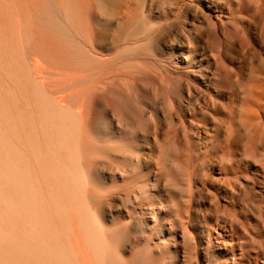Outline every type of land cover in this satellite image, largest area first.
I'll use <instances>...</instances> for the list:
<instances>
[{"label":"bare ground","instance_id":"obj_1","mask_svg":"<svg viewBox=\"0 0 264 264\" xmlns=\"http://www.w3.org/2000/svg\"><path fill=\"white\" fill-rule=\"evenodd\" d=\"M107 1H108V3H112V2L114 3L115 0H113L111 2H109L110 0H52L53 6L48 3V0H0V73L1 74L6 69H8L6 71H8L9 74H11V75L12 74L16 75V73L17 74H21V72L25 73L26 71H29V69L27 70V68H29V66L27 67V64H24V63L22 64V62H23L22 60L25 59L26 55H27V54H25V52L28 53L27 56L30 55L29 51L32 52L31 50L33 48L32 49L30 48L31 50L28 49V51H23L22 50V47L24 48V46L26 48H29L30 47V46H28L29 43H30V45L34 43V44H38L40 46L41 45L45 46V51L46 52L45 53L43 52L44 55L42 54V56H45V54H47V55L58 54V52H56V51L54 52L53 51V49H54L53 47H57L58 48L57 41L59 39L56 41L52 37H49V36L46 35V34L49 33L48 31L54 30L53 29L54 26H57V24H56L57 22H56L55 15H54V11H55L54 10V6L60 11L59 14H61V15H59V16L60 17L62 16L63 19H61V20L64 21L65 25L69 24L72 21L73 22L72 25L77 26V28L79 27V30L82 29L81 32H83V30H85V35L83 34V36H81V37L86 36L87 40L84 41V42H88L86 47H84L82 44H80L84 48V50L82 48L81 51L86 52V50H88L86 52V55L88 53L90 59L89 60L87 59V61H86L87 65H88L87 66L88 68L87 67H86V69L84 68L86 65L83 67V72H85V70L88 69L87 72H85V73L82 72V75L85 74L84 82L81 83V84L84 83V87H82V89H77V91H76V93H77L78 90H80V94H81V98H80V101H78V104L76 106H74V105H72L73 103H69L70 105L68 104V106H67V105H65L64 96H61V97H63V99H60L61 97L53 98V95H51V94L50 95L49 94L46 95V98H44V99H43V96H42L43 100L40 99V100L43 101V103H44L43 105H45L44 111L47 112V113L49 112L48 115H49V119L52 120V123H51L52 125L51 124L46 125V124L38 123L39 124L38 126H40L42 128L41 130L43 131V135L44 136L42 135L43 137H40L41 139L39 141H37L39 143V146H34L33 147L32 151H33V153H35V160L36 161L37 160L40 161V159H42L44 157V153H50V151L52 152V150L54 148L53 146H49L52 143V140L50 141L47 138L44 140V138L46 136H50L51 135L49 130H48L49 133L47 131H45L46 130V129H44L45 127L46 128H50V129L52 127L54 128L55 136H53V138L54 137H58V138H66V139L69 138V139H72L70 141L71 144L68 143V145H69L68 148L65 147V149H67L66 152H68V154H69V156H67V154L64 153V154H66L65 155L66 157L64 159H65V161H67V157H70V155L71 156L73 155V157L76 156V155L77 156L79 155L80 151H79L78 148L80 146V142H83V141H87L88 142L89 139L93 140V138L94 139L97 138L95 133H94V131H93L94 125L98 124V122L100 124H102V121H106V124L109 127V131H110L109 133L110 134L106 135L107 134L106 133L107 130H106V132L104 131L106 134H105V138L104 137L103 138L106 139L110 135L109 141L110 140L111 141L114 140L116 142H121L123 144L126 141L129 142V145L131 147V152L134 153L135 162L133 164H134V167H136V168H134V170L135 169H138V170L146 169L148 171V174L145 177V179L146 178L147 179H146V182L144 183V193L145 194H146V192H149V193L153 192V193L150 194L151 197H156V198L158 197L159 199H162L164 196H167L168 195V189L167 188L169 186L165 185V180L167 181L166 177L168 176V175L166 176V172L170 169L171 166L172 167L176 166V167H178V169L179 168L181 169V167L185 168V170L187 171V175H186L187 180L185 182H187V185H188V189L187 190L189 192V195H187L188 201H191L194 198L196 192H198V194L201 195L200 199H202V198L204 199L205 198L203 200V203L205 202V204L202 206V208L200 209L198 207L200 209V211L197 209L198 213L199 212L200 213L198 214L196 212L198 215H196L195 218L193 219V221H196V224L194 223L195 226L193 224L192 226H194V227H192V226L189 227L188 224H187V226L189 228L193 229L192 241H193L194 244L192 243L191 239H190V241L192 243V247L194 245L193 248H195V250L196 249L199 250L198 252H199L200 257H201V259H199V260H200V262L202 264H264V220L260 221L257 218V215H261V217L264 218V212L262 211L263 210L262 206H261L262 208L260 207L262 210L260 209L258 211L256 209L258 207H256L253 204V201H252V200L255 201L254 198L257 197V198L260 199V201H263V204H264V22H262L264 17H262V14H261L262 12L259 13V19L262 18V20H260L259 24L262 22L263 25H261V26H263V27L259 28L258 31H256V28H255L254 31L251 32L249 25L252 22L251 19L254 21V17H255V15L253 13V8H252V10H249L252 6H249V8H248V6L245 5L248 8V10H246L247 8H243V7H245L243 5L246 4V2L242 3L243 0L242 1L241 0H225V2H223L224 0L223 1L204 0L202 2V4H203V9L205 10V14L206 15H204V13L202 14V16H201L202 20H201V22H198V24H199L198 26L199 27L196 26V27H194L195 30L193 29L194 32H195L196 28H197L198 33L195 34V36H192L190 34L191 32L190 33L186 32V34H184L181 37L177 33L178 36H179L178 37L175 34V36H177V38L173 35V33L171 34L172 37L174 36V39L172 38V40L174 42H172L173 44H172V46L170 47V49L168 51V55H169V57L171 59L172 65L170 67H168V69H166V70L164 69L165 71L164 70L162 71V69H161V72H164V74H160V75L158 74L159 77L150 76V75H147V74L143 73L142 70L144 69L143 68L144 65L142 64L143 66H140L139 63L136 62L137 58L140 56V54L138 55L137 58H135L133 56V54H132V51L129 50V49H131L132 46L129 47L130 45L127 46L124 42H121V43L125 44L127 47H129V48H127L128 54L130 52L131 53L130 56H133L134 59H136V61H134L135 63H133V65H132V69L133 70L128 71L130 73V75H131V78L129 79L130 82H128L129 84H127V85H129V91L131 93V97H130V95L127 94L128 90H126L127 89L126 86H125L126 84L124 83V85H119V84H122V83H118L120 81V79H122L121 81H124V82L127 80L125 78V76H124L125 72H121L122 74H124L123 76H121L123 78H121V77H119V73L118 74L114 73V71H116L117 69L113 70V68H112V67L115 68L114 65H116V64L114 63L113 66L111 67V64L113 63L114 60L115 61L118 60V61H121V62L123 61V60H119V58L116 57V56H117L118 53H122V54H118V56L120 55L119 57L121 58L124 54H126V53H123L124 50L120 49V50L123 51V52H120V50L118 48L117 51L118 50L119 51L117 53L114 52V55L116 54L115 58H117V60L115 58L113 59V57H114L113 56L112 57L113 61L112 60L107 61L106 65H108L109 62L110 63L112 62L111 64L109 63L110 68H112V69H110V68L107 69L108 72L111 71L110 76L108 77V80H112V81H110V82L107 81L106 82V81L103 80L104 77H102V76H106V73H108V72L104 73V70L103 71L101 70L102 67L99 66V65H101V64H99V63H101V61L99 60L100 58L99 57H98L99 59L96 58L97 55H99V54L95 52V49L96 48H101L102 43L104 41H107V37L106 36H108V34H111V33H107L106 32L107 33V35H106L105 34V30L106 29L108 31L109 28L112 29L113 27H115L116 30L117 29L120 30V28H122V27H124V28L128 27L129 24L132 25V23L134 22V17L136 16L135 13H138V11L140 12L139 9H141V7L137 11H135L136 10L135 7H137V5H136V1L137 0H121L122 2L119 5H118V3H115V4H117V6L116 5H112L115 8H112L111 5H109L110 7L107 6L108 9H110V8H112L111 10L115 9L114 11H112L113 13L110 12L111 14H109L108 10H107L108 11L107 13H103L104 12V8H102L101 6L108 5V4H105ZM156 1L157 0H155V4L158 2V1L157 2ZM189 1H191V0H172L173 4H176V6H177L178 3L179 4L180 3L184 4V2L190 3ZM249 1H251V0H248V2ZM117 2H118V0H117ZM139 2H141V1L139 0ZM98 5H99V7L102 8V10L100 8H98ZM144 5H146V2L144 3V0H143V5H142V2H141L140 6H143V8H144ZM157 5H158V3H157ZM195 5L196 4L194 3V7H195ZM255 5H257V4H255ZM173 6L171 8H173ZM176 6H174V7H176ZM190 6H191V3H190ZM157 7H156V9H159ZM166 7H167V4H166ZM196 7L199 8V5L196 6ZM262 7H263V5H262ZM179 8H181V6ZM105 9H106V6H105ZM173 9L175 10L176 8H173ZM195 9H193L194 12H195ZM97 10H99V12ZM162 10H163V8H162ZM258 10L259 9H257V11ZM147 11L148 12H147L146 16L147 17L151 16L150 15L151 11L149 10V8H148ZM193 11H192V13L190 12L192 15L194 13ZM143 12H145V9H144ZM172 12H173V10H172ZM200 12H202V11H200ZM140 13L142 14V12H140ZM185 13H186V11H185ZM255 13L258 14L257 12H255ZM42 14H45L46 20L44 19V16H42ZM168 14H169V11H168ZM172 14H175V13H171V15ZM140 16H142V15H140ZM56 17H57V21H58V15ZM184 17L185 16L182 17L183 20H184ZM154 19H155V17H154ZM172 19H174V21H175V17L172 16ZM255 19H256V17H255ZM257 19H258V17H257ZM257 19H256V22L254 21L255 23H257ZM164 20H166V19H164ZM164 20H163V22H164ZM167 20H169V17H168ZM183 20H181V22H184ZM63 21L61 23H63ZM152 21L155 22L156 20H152ZM245 21H247V23ZM165 22H167V21H165ZM173 22L171 21V23H173ZM187 22H188V20H187ZM169 23H170V21H169ZM191 23L189 24L190 27L192 25ZM28 24H29V26L31 25L32 27H29ZM37 24H39V26ZM194 24L195 23H193V26H195ZM173 25H174V23L172 24V26ZM181 25L183 26V24H181ZM68 26L71 27L70 25H68ZM163 26H164V23H163ZM193 26H192V28H193ZM65 27H63V30H64ZM69 27H67V28H69ZM138 27L140 29V26H137V28ZM143 27L144 26H142V28ZM146 27H145V33L147 32V30H146L147 28ZM170 27H168V30H167V27H166V30H165L166 32L164 30H162V32L165 33V35H164L165 37H166V33H167V31H169ZM256 27H258L257 24H256ZM56 28H55V30H56ZM75 28L76 27H74V30H75ZM173 28H174V26H173ZM57 29H59V28H57ZM70 29H72V28H69V30ZM126 29H128V28H126ZM143 29H142V32L144 31ZM159 29H163V28H159ZM175 29H174V31H175ZM183 29L185 30V28H183ZM63 30H62L63 34H65L64 32L68 31V30L67 31H63ZM76 30H78V29H76ZM43 32H45L46 34H44ZM120 32L118 34H120ZM124 32H125V30H124ZM142 32H140V33H142ZM154 32H156V31H154ZM59 33H61V32H59ZM69 33H71V31H69ZM54 34H55V32H54ZM157 34H159V33H157ZM67 35L69 36L70 34H67ZM67 35L65 34V35H62V36H63V38H67L68 37ZM71 35H73V33H71ZM123 35H125V34H123ZM139 35H141V34H139ZM167 36H169V34ZM53 37L55 38V36H53ZM112 37H114V36H112ZM120 37L121 36L116 38V40L114 42H112V43L114 44L115 42H117L118 45H120L119 42H118V41H120ZM133 37H135V36H132V39H133ZM140 37L141 36H139V39H140ZM143 37H145V36H143ZM63 38H60V39H63ZM77 39L78 38H76V40ZM126 39H127V35H126L125 41H126ZM167 39L171 43V41H172V40H170L171 38L170 39L167 38ZM81 40H84V39H81ZM112 40H113V38H112ZM155 40L157 41L158 39H155ZM121 41H124V40L122 39ZM130 41H128V43ZM147 41L145 40V42H147ZM156 41H155V43H156ZM62 42L59 41V44H61ZM84 42L82 41L83 44H84ZM131 42L132 43H130V44L132 45L133 44V40ZM134 42H135V40H134ZM140 42H141V40H140ZM76 43H77V46H79L78 45L79 41L76 42ZM137 43L138 42H136V44ZM142 43H144V42H141V43L138 44V47L140 49H141V45L140 44H142ZM149 43H151L150 40H149L148 44ZM104 44H105V42H104ZM157 45H160V44H156V46ZM72 46H71V49L73 48ZM81 46H79V47L81 48ZM120 46H118V47H120ZM126 46H123V47L126 48ZM154 46H153V48H155ZM35 47H36V45H35ZM48 47H51L52 49L49 50V49H47ZM113 47H115V46H113ZM142 47H144L143 44H142ZM146 47L147 46L144 47V50L146 49ZM76 48L77 47H75V49H72V51L73 50L76 51ZM85 48H88V49H85ZM135 48H137V47H135ZM161 48H163V47H161ZM132 49L134 50V52H136L138 50V49L137 50L134 49V47ZM155 49H157V48H155ZM155 49H153L152 51H154ZM41 50L39 49V52H40L39 55H41ZM74 51L72 52V53H74L73 57L75 56V53L77 55V53L81 52L80 50H77L79 52H77V51L74 52ZM33 52H35V50ZM140 52H143V51H140ZM23 54L25 56L24 58H23ZM136 54H137V52H136ZM153 54L156 57L158 56L154 52H153ZM158 54H160V53L158 52ZM163 54H164V52H163ZM65 55H67V52H66ZM81 55H83L82 52L79 55V57ZM127 55H125V56H127ZM62 56H64V55H62ZM29 57H31V56H29ZM34 57H36V56L34 55ZM104 57H105V60H106V56H104ZM144 57L146 58L145 55H144ZM60 58H61V56H60ZM67 58H65V59H67ZM154 58L155 57H153V59ZM166 58H168V57H166ZM166 58L163 57L162 59L165 60ZM7 59H9V60L7 61ZM76 59H77V57H76ZM107 59H108V54H107ZM109 59H111V57ZM122 59H124V57H122ZM125 59H124V61L127 62L128 61L127 59H129V58H127L126 60ZM138 59H140V60H138V62L141 61V56ZM170 59L168 61H170ZM77 60L79 61V59H77ZM146 60L147 59H145V62H147L148 65L153 64V63L149 64L150 63L149 61H151L152 59H150V60L148 59L147 61ZM27 61H28V58H27ZM37 61H35V58H34V62H37ZM46 61L44 62L45 65L47 63ZM68 61L66 60L65 62H68ZM70 61H72V63L70 64V67L72 68V67H74V65H73V61L74 60L72 59ZM78 61H76V62L74 61L75 64L77 63L76 65L79 64ZM118 61L116 62L117 64H118ZM142 61H144V60H142ZM7 62H10L12 64V68L11 69H9L10 67L6 68V66H4L5 64H3V63H7ZM54 62H56V60ZM58 62H59V60H58ZM61 62H62V60H61ZM103 62H104V60L102 61V63ZM161 62H163V61H161ZM161 62H159V63H161ZM31 63H33V62L31 61ZM122 63H120V65ZM171 63H168V64L170 65ZM36 64H38V63H36ZM154 64H155V66L157 65L156 63H154ZM41 65H43V64H40V66ZM57 65L55 63V66H57ZM71 65H73V66H71ZM97 65L99 66L98 68H97ZM109 65H108V67H109ZM120 65L119 66L116 65V67L123 68ZM34 66H35V64H34ZM40 66H37V67L40 68ZM155 66L151 65L150 67H155ZM35 67H32V68H35ZM37 67L35 69H38ZM64 67H66V65H64ZM159 67H158V69H159ZM24 68H26L25 72H24V70H22ZM99 68L102 71V73H104L105 75L101 74L99 72L100 70L98 71ZM146 68L147 67H145V69ZM42 69L43 68L41 66V69H39V70H42ZM64 69L66 70V68H64ZM72 69L74 70V68H72ZM75 69L77 70L76 66H75ZM57 70H58V68H57ZM95 70L100 75L97 74ZM107 70H105V71H107ZM150 70H151V68H150ZM53 71H55V70H53ZM53 71H51V73ZM69 71L72 72L71 69H68V72ZM144 71L147 72L146 70H144ZM119 72H120V70H119ZM149 72L150 71L148 69V73ZM4 73L6 74V72H4ZM41 73H43V71ZM55 73L56 72H54V75H55ZM151 73L155 75L154 72H151ZM151 73H149V74H151ZM36 74H38L37 71H36ZM45 74H46V72H45ZM2 75H0V76H2V80L0 79V81L3 82L4 81L3 77L5 79L7 74L6 75L2 74ZM21 75H23V74H21ZM27 75H30V74H27ZM31 75H33V74H31ZM96 75L100 76V79H99V77H96ZM117 75H118V77H117ZM9 76L10 75H8L7 77H9ZM41 76H39V80L41 79ZM16 77L17 76H15V78ZM22 77H24V76H21V79H24ZM28 77L29 76H27V78ZM63 77H66V76H63ZM18 78H19V76H18ZM47 78H48V76H47ZM50 78L53 80L55 78V76L53 78L52 77H50ZM6 79L9 80V79H14V78L10 77V78H6ZM32 79L35 80V81L38 80L37 78H34V77H32ZM105 79H106V77H105ZM55 80L57 81V79H55ZM17 81L19 82V79ZM22 81L23 80H21V82ZM40 81H42V80H40ZM40 81H38V82L40 83ZM10 82L7 81V83H9V85H10ZM14 82H15V80H14ZM21 82H19V83H21ZM43 82H41V83L43 84ZM51 82H53V81H51ZM58 82H59V84H63L64 83V81H63V83H61L62 81H57L56 83H58ZM27 83H28V81H27ZM41 83H40V85H41ZM56 83H54V84H56ZM67 83H68V81H66V83L63 84L64 89L67 86L66 85ZM22 85H23V83H22ZM12 86L15 87L14 83L12 84ZM30 86H31V84H30ZM56 86L58 88H60L59 93L63 92V90H62L63 87L61 89L60 85L58 86L56 84ZM70 86L71 85H69L68 87H70ZM38 87H39V85H38ZM1 88H2V85L0 87V90H1ZM41 88L43 89V87H41ZM58 88H57V93H58V90H59ZM150 88H151V90H150ZM18 89L19 88H17V90ZM37 89L38 88H37V85H36V89L35 90H37ZM69 89L70 88H68V90ZM4 90H5V86H4ZM4 90L2 91L3 93H5ZM6 90H8V89H6ZM10 90L11 89H9L8 95H7V92H6L7 96H11L12 95V93H11V95H9L10 94ZM47 90H49V89H47ZM20 91L21 90H19L18 93ZM27 91H28V88H27ZM36 92H38V91H36ZM44 92H45V90H44ZM151 92L153 94V99H151L152 97H150L151 96ZM3 93H2V95H3ZM51 93H52V91H51ZM64 93H66L65 90H64ZM67 93L69 94V92H67ZM109 93L112 94V96H114L113 98L116 97V100L113 99L112 97H110L111 95L110 96L106 95V94H109ZM44 94H46V92ZM102 94H105V95H102ZM76 95H78V94H76ZM7 96H6V98H7ZM16 97L18 98V94H17V96H15V98ZM31 97H32V95H31ZM32 99H33V97H32ZM66 100H68V99H66ZM2 101L0 102V152L1 151L3 152L2 148H3L4 141H5V140L3 141V137H6L5 134L4 135L2 134L3 133L2 132L3 131V126H4V128L6 127V125H7V117L9 116V115L7 116V114L5 112V108H6V106L8 107V105L5 106V102L3 104ZM9 101H12V100H9ZM14 102H16V100ZM130 102H131V106H128L130 104ZM26 103H27V101H26ZM36 104H38V103H36ZM17 105H18V103H17ZM32 105H34V104H32ZM4 106H5V108H4ZM27 106L28 105L26 104V107ZM166 107L169 108L168 111L166 110ZM9 109H12V107L11 108L9 107ZM29 109H30V107H29ZM13 111H15V110H13ZM25 111H27V110L25 109ZM20 112H21V110H20ZM12 113L13 112H10V115ZM23 113H24V111H23ZM25 113L27 114V112H25ZM39 115H41V114L39 113ZM16 116L18 117V115H16ZM21 116H23V114ZM41 116H43V115H41ZM8 118L10 120L12 117L11 118L8 117ZM28 119H29V117H28ZM17 120H16V123H17ZM25 121L26 120H24L23 122H25ZM13 123H14V120H13ZM29 124L30 123H27V126H29ZM32 124H33V122H32ZM32 124H31V126H32ZM15 125H12V129L14 131L16 129V126L18 127V125L20 126V124H18L16 126ZM23 125H26V124L23 123ZM8 126H9V128L7 127L8 129L6 130V132L7 131L8 132L11 131V130H9V129H11V125L8 124ZM29 127H27V128H29ZM103 127H104V124H103ZM98 128H100V127H98ZM98 128H96V129H98ZM105 128H106V126H105ZM100 129H102V128H100ZM18 130L20 131L19 128H18ZM18 130H17V132H18ZM32 130H34V128ZM32 132H35V131H32ZM11 133H10V135H11ZM25 133H24V135H25ZM41 133H40V135H41ZM34 134L38 136L37 133H34ZM10 135H8V136H10ZM12 135L14 136V133H12ZM12 135H11V137H12ZM30 136H32V135H30ZM37 136H36V138H37ZM190 136H191V138L193 137V139L195 137L197 141H195V142L192 141ZM42 138H43V140H42ZM181 138H183V140ZM5 139L7 140V138H5ZM13 139H15V137L14 138L12 137V140ZM22 139H24V137ZM37 139H39V138H37ZM34 140H35V138H34ZM36 140H35V142H36ZM60 140H62V139H58V140L55 141V142H57V145H58L59 142H61ZM8 141H7V144H8ZM63 141L66 142L65 139ZM2 142H3V144H2ZM31 142L32 141H30V143ZM10 143H12V142L10 141ZM13 143H14V141H13ZM16 143H17V141L14 144L17 145ZM18 143H19V141H18ZM24 143H25V140H24ZM92 143H93V141H92ZM194 143H195V145L197 143V146H195ZM93 144H95V143H93ZM113 144H115V142ZM95 145H92V146H95ZM7 147H5V148H7ZM97 147H99V145ZM99 148H101V147H99ZM23 153H25V152H23ZM25 154L27 155V152ZM25 154H23V155L25 156ZM11 155H12V153H11ZM28 155H29V152H28ZM28 155H27V157H29ZM31 155H30V157H31ZM108 155H109V153H108ZM118 155H117V157H118ZM123 155H125V154H123ZM7 157H9V156H7ZM117 157H116V159L119 158V157L118 158ZM5 158L6 157L5 156H1V153H0V188L2 190L3 185H5V183L9 184V182H10V184H9L10 186H8L9 190H10L11 185L12 184L14 185V179L15 178H13V176L11 177V175H13L14 171L11 174H9V172L11 170H13L12 167L16 168L17 170L19 169L18 170L19 173H18L17 170H15V171H17V174H18V176H16L15 180H17L19 191L16 188L17 186L15 188L17 189L18 194H19V195L17 194L18 195L17 199H19L18 200L19 202L17 201V199L15 200V198H14L15 202L16 203L18 202V204H16V203L14 204L13 199L9 198L13 202V204H12L10 200L5 199L6 195H4V197H3V195H2L3 193H1L2 191H0V220H1L2 215H3L2 214V210L3 209L10 213L11 212L10 209H7V208H9L10 205H13V206L16 205V207H14V209H15V208H18L17 207V205H18L19 208L17 210H14L13 206H12L11 210L13 211V214H14V211H15V214L13 215V217H11V219L15 218L14 216L17 213L16 211H18L20 209L21 214L20 213H17V214L23 215L25 221L23 222V226H21L22 224L19 225L20 228L23 227L22 228L23 230L22 229L21 230H19V229L16 230L17 234H15L16 235L15 237H20L21 234H19V233H22V231L24 232V230H25L26 233L25 232L22 233V235H23L22 244L24 245L23 246L24 251H22L23 255L26 254V256L24 255L26 257V259H28L32 255L31 256L32 258H30V259H33V257H34L35 262L37 261V258L39 257L41 259L39 262H43V259H42V258H44L43 256H46L45 254H47V251H49L48 249L51 248L53 243L51 244V246H49L47 249H45V252H44V247H46V246L44 245L43 242H41L42 241L41 239H40V242L43 243L42 244L43 247H41V246L38 247V244H33V243H32L33 245L30 244L31 241H29V239H28V237H30V236H32V237L38 236L40 233H42V230H43V229H40L39 230L40 233L38 234V231L36 229H34V228L38 229L40 226L36 227L35 225L34 226L30 225V223L28 222V221H30V215L33 214V212H35V209H32L33 211H31V208H32L31 204H32V199H33V195H32L33 187H31V182L32 181H31V179H30L31 177L29 175L30 171L28 172V170H27V169L30 168V164L28 163V164L25 165V162H21L20 163V160H19V162L17 161V163H19V164H17L16 162H15L16 164H14V161L12 162V161L8 160V162H6L7 160L5 161L4 160ZM24 159L25 158L23 157V160ZM108 159L110 160V158H108ZM122 159H124V157ZM31 160H32V157H31ZM124 160H128V159H124ZM76 161H74V162H76ZM82 161H83V159H82ZM129 163L130 162H128V164ZM32 165H34V162H33ZM69 165H71V168H70L71 170L72 169L74 170L75 168H73V167H76L73 164H69ZM100 165H102V164H100ZM10 166H12V167H10ZM8 167H9V169H8ZM34 167H35V170H36V166L35 165H34ZM62 167H64V166H62ZM110 167L111 166H108V169ZM131 167L133 169V165ZM10 168H11V170H10ZM44 168L45 167H43V169ZM106 169H107V165H106ZM115 169H116V167H115ZM127 169H129V168H127ZM186 171H185V173H186ZM93 172H95V171H93ZM99 172L100 171L98 169V173ZM114 172H116V170L113 171L112 173L114 174ZM183 172L182 173L178 172V174L184 175ZM199 172H200V174H198ZM96 173L97 172H95V175H97ZM109 173H110V171L108 172V174ZM128 173H129V171H128ZM137 173H138V171H137ZM105 174H106V172H105ZM122 174H123V172H122ZM167 174H168V172H167ZM178 174H177V176H180ZM19 175H20V177H19ZM135 175H136V173H135ZM82 176H84V175H82ZM111 176H112V174H111ZM77 177H78V175H77ZM173 178H174V176H173ZM44 179H46V177ZM77 180H78V178H77ZM96 180H98V179H96ZM124 180H122V181H124ZM33 181H35V179ZM81 181H82V179H80V182ZM129 181H130V183L133 182V180H132V182H131V180H129ZM180 181L182 182L184 180H181V177H180ZM114 182H112V183H114ZM181 182H180V184H181ZM51 183H49V184H51ZM69 183H71V186H73L74 180L70 179ZM81 183H83V182H81ZM142 183H143V181H142ZM41 184H42V182H41ZM74 184H78V183H74ZM123 184L124 183H122L121 186H119V187H122ZM129 184H127V185H129ZM170 185H172V184H170ZM174 186L178 187V185H176V184H174ZM82 187H79V188H82ZM135 187H136V185H135ZM180 187H183V185L180 186ZM16 189H14V190L16 191ZM174 189L175 188H173V191H174ZM34 190H35V188H34ZM42 190H44L43 184H42ZM46 190H44L43 194L45 193V198L47 199V202H50L49 199L47 198L48 195L46 196V194H47ZM137 190H138V192H136L137 195L141 194L139 192V189H137ZM74 191H75V189H74ZM134 191H136V190L134 189ZM134 191H132V192H134ZM14 192H12V193H14ZM35 192L36 191H34L33 194H35ZM67 193H69V192H67ZM9 194H11V193H9ZM14 194L16 195V192ZM131 194H133V193H131ZM172 194L176 195L175 192H172ZM180 194H179V197L184 195V194L183 195H180ZM36 195H38V194H36ZM106 195H107V192H106ZM169 195H171V194H169ZM199 195H197V196H199ZM208 195H209V198L206 197ZM13 196L11 194V198ZM67 196H69V194ZM109 196H110V194H109ZM141 197H142V194L139 196V200H141ZM149 197L150 196L148 195V198ZM184 197H185V195H184ZM51 198L52 199H50V200H53V197H51ZM66 198L68 199V197H66ZM177 198H175V199H177ZM3 199L5 200L4 202H6L8 200L7 202L10 203V205H8L7 203H2ZM40 199L42 200V197H40ZM63 199H65V197ZM124 199H125V197H124ZM169 199H170V197H169ZM212 199L215 201V203L212 202ZM33 200H35V199H33ZM144 200H145V198L143 199V203H144ZM81 201H82V199H81ZM148 201H149V199H148ZM193 201H194V203L193 202L192 203L194 205L195 202L198 201V197H197L196 201H195V199ZM256 201H258V199ZM256 201H255V203H256ZM138 202H139L138 206H140V204L142 202H140V201H138ZM138 202H137V204H138ZM149 202H146V203L148 204ZM180 202H179V204H180ZM201 202H199V203H201ZM160 203H159V205H160ZM3 204L4 205H8L9 207H5ZM36 204L38 205V203H36ZM47 204H49V203H47ZM176 204H177V202H176ZM1 205L3 206L2 209H1ZM40 205H41V203H40ZM149 205L152 206L153 204L152 205L149 204ZM181 205H182V202H181ZM190 205H192V204H190ZM142 206H144V205H142ZM197 206H195V207L197 208ZM135 207L137 208V205H135ZM182 207H183V210H182ZM182 207H180V210H182L181 213L183 214L184 213L183 211H184V209L186 207H184V206H182ZM195 207H194V209H195ZM244 207L247 208V209L249 208L248 210L245 209L246 213H247V211L249 212V215L246 214L247 216H245L244 219H243L244 221H242L241 217L243 215L241 216L239 211H241L242 208H244ZM171 208H173V207H171ZM75 209H73V207L70 206V209L67 210L66 215H65L66 216V220H64L66 223H64V225L65 226L67 225L66 226L67 228L66 227L65 228L68 231H70V234H72L74 236V238L76 239L75 242L77 241L79 244H81L82 239L79 236L80 235L79 234L80 233V227H81V225H80L81 224V221H80L81 214H80V211H78V210L75 211ZM169 209H170V207H169ZM4 210H3V212H4ZM57 210L59 211L60 209H57ZM133 210H135V209H133ZM140 210H142V209H140ZM145 210H146V208H145ZM237 210H239V211H237ZM6 211L4 212L3 219H2V220L6 219L5 223H6L7 220H8V222L11 221V220H9L10 219L9 218L10 214L6 213ZM85 212H86V210H85ZM149 212H150V210H149ZM151 212L153 213L152 210H151ZM156 212H158V211H156ZM156 212H154V213H156ZM146 213H144V214H146ZM95 214H97V213H95ZM134 214H136V213H134ZM190 214L192 215L193 211ZM7 215H8V217H7ZM90 215H92V214H90ZM170 215H171V213H170ZM185 215H187V214H185ZM4 216H5V218H4ZM137 216H138V214H137ZM16 217H18V215ZM49 217H50V214H49ZM128 217H129V215H128ZM43 218H42V220H43ZM138 218H139V216H138ZM174 218L175 217H173V219ZM59 219H57V220H59ZM91 219H93V218H91ZM39 220L38 221L35 220L34 223L35 222L39 223ZM57 220H56V222H57ZM136 220L138 221V219H136ZM136 220H135V222H136ZM168 220H171V218L168 219ZM188 220H189V218H188ZM49 221L51 222V220H49ZM94 221H95V218H94ZM175 221H176V219H175ZM13 222H14V219H13ZM157 222H158V220H157ZM47 223H48V221H47ZM133 223H134V220H133ZM169 223L170 224L172 223V225L174 224L173 221H171V222L169 221ZM26 224H28L27 226H29V225L33 226L34 230H32L33 231L32 233L37 232L36 233L37 235L34 233L35 234L34 236L30 235V236L26 237L27 234H28V231H31V229H32V227H31L30 230H28V228H29L28 227L27 230H26V227H27ZM41 224H43V223H41ZM49 224L51 225V223H49ZM4 225L5 224L2 225L3 226L2 230L5 229V233H6V228H5ZM8 225H10V229H12L13 224H11V222H9ZM99 225H100V223H99ZM177 225H178V223H177ZM179 225H180V222H179ZM2 226L0 225V264H5L6 263L5 262V257H4V254H3V252H5V250H4L3 247L6 246V245L3 246V244H6V242H8L7 244H9L8 240H10V239L6 238L8 240L2 244L3 239L5 237V236H2V234L4 233V230H3V233H1L2 232V230H1ZM45 227H46V224L42 228H45ZM47 227H48V225H47ZM54 227H55V224L53 225V228ZM96 227H98V226H96ZM170 227L171 226H169L168 229L166 230L167 234L168 233L169 234L172 233L173 236H175L176 235L175 233L177 231L176 232L174 231L175 232L174 233ZM17 228H18V226H17ZM56 228H57V226H56ZM91 228H93V227H91ZM181 228L183 229V227H181ZM15 229H16V227H15ZM46 229H44V230H46ZM7 230L10 231L9 228ZM98 230L99 229H97V232H98ZM148 230H149V228H148ZM51 231H52V229H51ZM63 231H65V229H63ZM185 231H184V234H185ZM60 232H61V230H60ZM90 232H91V230H90ZM46 233L48 234L47 230H46ZM88 233H89V231H88ZM18 234H19V236H18ZM56 234H58V233H56ZM63 234H67V231L63 232ZM7 235H9V233ZM41 235L42 236H46L45 234H41ZM49 236H46L47 238H49V239H46V241H49V243L47 242L48 244L51 243L50 242L51 239H50ZM64 236H66V235H64ZM93 236H94V233H93ZM150 236L152 237V234ZM15 237H13V238H15ZM32 237H30V238H32ZM66 237H68V236H66ZM52 238H53V235H52ZM42 239H43V241H45L44 240L45 237H43ZM150 239H152V238H150ZM20 240H21V238H20ZM20 240H19V242H20ZM65 240L66 239H64V242H65ZM169 240H172V239H169ZM13 241H14V243L16 242L15 240H13ZM27 241H29V242H27ZM94 241H96V240H94ZM142 241H144V240H142ZM165 241H166V239H165ZM52 242H54V243L56 242L57 243V241H52ZM83 242H84V240H83ZM167 242H168V240H167ZM56 243L54 244L55 247L57 245ZM67 243L68 242L66 241V244ZM17 244H19V243H17ZM22 244H20V245L22 246ZM61 244L64 245L65 243L61 242ZM66 244H65V247L66 246L68 247V245H66ZM93 244H95V243H93ZM82 245H81V248H82ZM158 245H160V243ZM175 245H177V244H175ZM59 246H58L59 249L58 248L57 249H58V251H61ZM170 246H173V245H170ZM183 246H185V244ZM9 247H11V244L7 248H9ZM84 247H87V246H84ZM166 247L167 246L163 247V249L166 248ZM7 248H5V249L7 250ZM66 248H64V250H67ZM76 248H78L77 244H76ZM12 249H14V248H12ZM12 249H10V250H12ZM18 249L20 251L22 250L19 247H18ZM184 249H182V250H184ZM94 250H96V249H94ZM168 250L169 249L167 247L166 251H168ZM86 251L88 252V249ZM100 251H101V249H100ZM9 252L11 253V251H9ZM16 252L17 251H15V253ZM22 252H21V254H22ZM52 252L54 253V251H51V254H52ZM162 252H161L160 255H163ZM192 252H193V250H192ZM7 253H8V251H7ZM94 253H95V251H94ZM163 253L165 254V250H164ZM187 253L189 254V252H187ZM82 254H85L84 251L82 252ZM82 254H80V255L82 256ZM102 254H103V250H102ZM157 254H159V253H157ZM60 255L62 256L61 253H60ZM69 255H70L69 257H71V258H69L70 261H73L70 264H74L75 260L72 259V255L73 254L71 255L69 253ZM87 255H88V253H87ZM114 255H115V253H114ZM166 255L167 254H165L163 256L166 257ZM170 255H172V254H170ZM47 256H51V255L47 254ZM172 256L171 257H167V258H169V259L173 258L175 255L173 257ZM197 256H198V254H197ZM11 257H9L8 259H10ZM77 257H78V255H77ZM84 257H85V259H83V260L87 261V258H88V262H89V257L86 258V255H84ZM98 257L96 256V258H98ZM101 257L103 258V256H101ZM147 257H148V255L146 256V258ZM54 258H52L53 259L52 261L55 262L57 259L54 260ZM58 258H59V255H58ZM67 258L68 257H66V259ZM74 258H76V257L74 256ZM79 258L81 259L80 256L78 257V259ZM107 258H108V254H107ZM15 259H17V261H18V256ZM30 259H28V260H30ZM47 259H48L49 262L51 261L50 257L47 258ZM60 260H61V257H60ZM81 260L77 264L81 263L82 262ZM195 260H197V259H195ZM7 261H9V260H7ZM23 261H25V260H23ZM45 261H46V259H45ZM48 261H46L47 262L46 264L49 263ZM63 261H65V260H63ZM93 261L94 260H92L91 262L93 263ZM163 261H165V260H163ZM173 261H174V259H173ZM185 261L188 262V260H185ZM185 261L184 262L181 261V263L183 264V263H185ZM54 262L50 263V264H55V263L57 264L58 263V261H56L55 263ZM60 262L61 261H59L58 264H61ZM69 262L67 261L66 263L69 264ZM43 263H45V262H43ZM170 263H171V261H170ZM40 264H42V263H40ZM62 264H65V262L62 263ZM164 264H166V263H164ZM188 264H190V263H188Z\"/></svg>","mask_w":264,"mask_h":264},{"label":"rangeland","instance_id":"obj_2","mask_svg":"<svg viewBox=\"0 0 264 264\" xmlns=\"http://www.w3.org/2000/svg\"><path fill=\"white\" fill-rule=\"evenodd\" d=\"M111 1H113V0H110L109 2H111ZM141 2H142V5H143V0H140ZM158 1V2H157ZM156 2L158 3V5H157V3L155 4V0L153 1H149V0H144V3L146 2V5H144V8H143V6H140L141 5V2H139V0H137L136 1V5H137V7H135V11H137L140 7H141V9H139L140 10V12H142V14L138 11V13H135V17H134V22L132 23V25L131 24H129V26L128 27H122V28H120V30H116V28L115 27H113L112 29L111 28H109L108 29V31H107V29L105 30V34L107 35V33H111V34H108V36H106L107 37V41H104L105 42V44H104V42L102 43V46H101V48H96L95 49V52L96 53H98L99 55H97V57L96 58H98L100 61H101V63H99V64H101V65H99L100 67H102L101 68V70L103 71L104 70V73H106V72H108V68H110V65H109V63H108V65H109V67H108V65H106L107 64V61H110V60H112V57H113V59L115 58V55H114V52L115 53H117L120 49H122V50H124V52L122 51V50H120V52H123V53H126V54H124L122 57H124V59L127 57V58H129V59H127L128 61L127 62H125L124 61V59H122V57L120 58L119 56H118V54H122V53H118L117 54V56L116 57H118L119 58V60H123L122 62L121 61H118L117 60V58H115L117 61H118V64L116 63L117 61H113V63L111 64V67L113 66V64L115 63L116 65H120V63H122L120 66L121 67H123V68H120V67H116V65H114L115 66V68L114 67H112L113 68V70H115V69H117L116 71H114V73L116 74H118L119 73V77H121V76H123L124 74H122L121 72H125V78L127 79L125 82L124 81H121L122 79H120V81L118 82V83H122V84H119V85H124V83L126 84L125 86H126V90H128L127 92V94L128 95H130V97H131V93H130V91H129V85H127V84H129L128 82H130V78H131V75H130V73L128 72V71H131V70H133L132 69V65H133V63H135L134 61H136V59H134V57L135 58H137L138 57V55L140 54V56H141V61H139L138 62V60H140V59H138L137 58V63H139V65L140 66H143V70H142V72L143 73H145V74H147V75H150V76H157V77H159V75L160 74H164V72H161V69H162V71L165 69H168V67H170L171 65H172V63H171V59H170V57H169V55H168V51H169V49H170V47L172 46V42H174L173 40H172V38L174 39V36H175V34L178 36V34H179V36L181 37V36H183L184 34H186V32L188 33H190L192 36H195V34H197L198 33V31H197V28H196V33L194 32V30H195V28L194 27H199L198 25V22H201V16H202V14L204 13V15H206L205 14V10L203 9V4H202V2L204 1V0H191V1H189L190 3H191V6H190V3H187V2H184V4H182V3H178L177 4V6H176V4H173V2H172V0H157ZM199 1V2H198ZM218 1H223V0H218ZM242 1V0H241ZM122 1L121 0H118V2H117V0H115L114 1V3L112 2V3H108V1L105 3V4H108V5H105L106 6V9H105V6H101L102 8H104V12L103 13H107L108 11H109V14H111V13H113L112 11H114V10H111L112 8H115V7H113L112 5H116L117 6V4H115V3H118V5L121 3ZM162 2V3H161ZM167 2V3H166ZM196 4L195 5V7H194V3ZM223 2H225V0L223 1ZM244 2H246V4H244L243 6H245V5H247L248 6V8H249V6H252L249 10H252V8H253V13H254V15H255V17H256V19H257V17H258V19H259V13H261L262 14V17H264V0L262 1V0H251V1H249L248 2V0L246 1V0H243V2L242 3H244ZM256 2V3H255ZM48 3L50 4V5H52L53 6V3H52V0H48ZM149 5H148V4ZM164 3V4H163ZM169 3V4H168ZM172 3V4H171ZM248 3V4H247ZM104 4V3H103ZM166 4H167V7H166ZM171 4V5H170ZM189 6H188V5ZM255 4H257V5H255ZM102 5V4H101ZM109 5H111L112 6V8H110V9H108V7L107 6H109ZM158 7H157V6ZM162 7H161V6ZM165 5V6H164ZM176 6V7H174V6ZM185 5V6H184ZM199 5V8L198 7H196V6H198ZM260 5V6H259ZM262 5H263V7H262ZM97 6V5H96ZM149 6V7H148ZM169 6V7H168ZM173 6V8H176L175 10L173 9V8H171ZM181 6V8H179ZM247 6H245V7H243V8H247ZM101 7H99V5H98V8H100L101 10H102V8ZM110 7V6H109ZM153 9H152V8ZM156 7L157 8H159V9H156ZM189 7V8H188ZM192 9H191V8ZM201 7V8H200ZM97 8V7H96ZM97 8V9H98ZM148 8H149V10L151 11L150 12V15L151 16H149V17H147L146 16V14H147V10H148ZM162 8H163V10H162ZM171 8V9H170ZM183 8V9H182ZM188 8V9H187ZM197 10H196V9ZM248 8L246 9V10H248ZM144 9H145V12H143L144 11ZM147 9V10H146ZM181 9V10H180ZM193 9H195V12L193 11ZM255 9V10H254ZM257 9H259L258 11H257ZM57 12H55V11ZM54 15H55V19H56V24H57V26H54V30H51V31H48L47 33L48 34H46L45 32H43L44 34H46L47 36H49V37H52L53 39H55L56 41H57V45H58V48L57 47H53L54 49H53V51L55 52H58V54H54V55H47V54H45V56H42V54L44 55V53L46 52L45 51V46H40V45H38V44H31L30 45V43L28 44V46H30L29 48H26L25 46H24V48L22 47V50L23 51H28V49L29 50H31L32 48V52H30L29 51V56H31V57H29V56H27L28 55V53L27 52H25V54H27L26 55V60L25 59H23L22 61V64L24 63V64H27V67L29 66V68H27V70L29 69V71H26L25 72V70H26V68H24V69H22V70H24V72L25 73H22L21 72V74H23V75H21V74H17L16 73V75L15 74H12L13 76L15 75V76H17L16 78H15V76L13 77L11 74H9V72L8 71H6V70H8V69H6L5 71H3L2 72V74H4V75H6V77H5V79L6 78H14V79H6L7 81H11L10 82V85H9V83H7V81L4 79V77H3V80L5 81H0V87H1V85H2V88H1V90H0V102L2 101L3 102V104H4V102H5V106L6 105H8V107L6 106V108H5V106H4V108H5V112H6V114H7V116L8 117H12L10 120H9V118L7 117V125H6V127L4 128V126H3V135L5 134V136L6 137H3V141H4V144H3V142H2V144H3V148H2V150H3V152L1 151L0 153H1V156H5L6 158L4 159L6 162H8V160L9 161H14V164H16L17 163V161L19 162V160H20V163L21 162H25V165L26 164H30V168L29 169H27L28 170V172L30 171V173H29V175H30V179H31V187H33V192H32V195H33V199H35V200H33L32 199V204L34 205H32L31 204V211H33L32 209H35V212H33V214H31L30 215V221H28L29 223H30V225H35L36 227L38 226H40L38 229L37 228H34V229H36L37 231H38V234L40 233L39 232V230L40 229H43L42 230V233H40L38 236H34L37 232H34V233H32L33 231L32 230H34L33 229V226H27L28 224H26V230H27V228H28V230H30V228L32 227V229H31V231H28V234H27V236L26 237H28V236H30V235H33L34 237H32V236H30V237H32V238H30V237H28V239H29V241H31L30 242V244H38V247L39 246H41V247H43V243H44V245L46 246V247H44V252H45V249H47L49 246H51V244L53 243V247L51 246V248L50 249H48L49 251H47V254H50L51 256H47V254H45L46 256H43L44 258H42L43 259V262H45V263H43V262H39L41 259L38 257L37 258V261L35 262V260H34V257H33V259H30V258H32L31 256L28 258V259H30V260H28V259H26V254H24L23 255V252L22 251H24V248H23V244H22V238H23V235H22V233H24L25 232V230H24V232L22 231V233H19V234H21V236L20 237H15L16 235L15 234H17L16 232V230H21L22 228H20L19 227V225L20 224H22L21 226H23V222L25 221L24 220V217H23V215H19V214H17V213H20L21 214V212H20V209L18 210V211H16L17 213H16V215L14 216L15 218H12L11 219V217H13V215L15 214V211H14V214H13V211L11 210L12 209V206L13 205H10V203H8L7 201L8 200H10V199H13V202H14V204L16 203L15 202V200L17 199V197H18V191H19V188H18V184H17V180H15L16 179V176H18V174H17V171L19 170H17L16 168H13L12 166H10V167H12V169L13 170H11V168H10V172H9V174H11L13 171V175H11V177L13 176V178H15L14 179V185L12 184L11 185V188H10V190H9V187L8 186H10L9 184H10V182H9V184L8 183H5V185H3V187H2V190H1V188H0V191H2L1 193H3L2 195H3V197H4V195H6V197H5V199H8L6 202H4L5 200L3 199V201H2V203H7L8 205H10V207L8 206V205H4L5 207H9V208H7V209H10V213L9 212H7L6 210H4V212L6 211V213H9L10 214V219L9 220H11V221H9V222H11V224H13V226H12V229H10V225H8L9 224V222H8V220L6 221V223H5V220L6 219H4V220H2L3 219V215H4V212H3V210H2V218H1V220H0V225L2 226L3 224H5L4 226H5V228H6V233H5V229H3L4 230V233H3V230H2V228H3V226L1 227V230H2V232L1 233H3L2 234V236H5L4 237V239H3V242H2V244L4 243V242H6L8 239H10V240H8L9 241V244H7L8 242H6V244H3V246L4 245H6V246H4L3 248H4V250H5V252H3V254H4V257H5V262L7 263V264H32L33 262V264H40V263H42V264H46L47 262L46 261H48V259L47 258H49L50 257V259H51V261L48 263V264H50V263H53L54 261H52L53 259L52 258H54V260H56V261H58V263H59V261H61L60 263L62 264V263H64L65 262V264H67L66 262L68 261H70V259L69 258H71V257H69L70 255H69V253L72 255V259L73 260H75L74 261V264L76 263H78L81 259V263L82 264H164V263H166V264H169L170 263V261H171V263L170 264H182L181 263V261L182 262H184L185 260H188V262L187 261H185V263H183V264H188V263H192V264H202L201 262H200V260L199 259H201V257H200V254H199V250H195V248H193L194 247V245H193V247H192V243H193V241H192V236H193V229L192 228H189V227H191L194 223L196 224V221H193V219L195 218V216L196 215H198L199 213H198V211H197V209L200 211V209L202 208V206L205 204V202L203 203V200L205 199H200V197H201V195H199L198 194V192H196L195 193V196H194V198L191 200V201H188V197H187V195H189V192H188V185H187V182H185L186 180H187V177H186V175H187V171L185 170V168L184 167H181V169L179 168L178 169V167H176V166H171L170 167V169L167 171L168 172V174H167V172H166V178H167V181L165 180V185H168L169 187L167 188L168 189V195L169 194H171V195H167V196H164L162 199H159L158 197L156 198V197H151V193H153V192H146V194L144 193V183L146 182V179H145V177H146V175L148 174V171L146 170V169H141V170H138V169H135L134 170V168H136V167H134V162H135V159H134V153H132L131 152V147H130V145H129V142H124V144L123 143H121V142H116V141H109V138H110V135L108 136V138H106V139H104L105 138V134L106 135H108V134H110L109 132V127L107 126V124H106V121H102V124H100L99 122H98V124H95L94 125V128H93V131H94V133H95V135H96V139H94L93 138V140H91V139H89V141L87 142V141H83V142H80V146H79V155L76 157V156H74L73 157V155L71 156L70 155V157H67V161H65V155L67 154V156H69V154H68V152H66V150L67 149H65V147L66 148H68V143H70V141L72 140V139H69V138H58V137H54L53 138V136H55V134H54V128L52 127L51 129L50 128H44V129H46L45 131H47L48 133H49V131H50V136H46L45 138H44V140L47 138L48 140H52V143L49 145V146H53L54 148H53V150H52V152L50 151V153H44V159L42 158V159H40V161L39 160H35V153H33V147L34 146H39V143L37 142V141H39L41 138L40 137H43L44 135H43V131L41 130L42 128L40 127V126H38L39 124L38 123H40V124H46V125H48V124H51L52 123V120L51 119H49V112L47 113V112H45L44 111V109H45V105H43L44 103H43V99L44 98H46V95H53V98H59V97H61V96H64V100H65V105H67L68 106V104L69 103H73L72 105H74V106H76L77 104H78V101H80V98H81V94H80V90H78V92L76 93V91H77V89H82V87H84V83L83 84H81L82 82H84V76H85V74L84 75H82V72H83V67L86 69V67L88 66L87 65V59L89 60L90 59V57H89V55H88V53H87V55H86V52L88 51V50H86V52H83V51H81L82 50V48H83V46L84 47H86L87 46V43L88 42H84V41H86L87 39H86V36H84V37H81V36H83V34L85 35V30H83V32H81V30H79V27L77 28V26H75V25H72L73 24V22L71 21L69 24H64V21L63 20H61V19H63L62 18V16L60 17L59 15H61V14H59V10L54 6ZM108 10V11H107ZM143 10V11H142ZM172 10H173V12H172ZM194 12L193 13V15L191 14L192 13V11ZM262 10V11H261ZM98 12H99V10H97ZM168 11H169V14H168ZM171 11V12H170ZM185 11H186V13H185ZM197 11V12H196ZM200 11H202V12H200ZM111 12V13H110ZM182 12V13H181ZM191 12V13H190ZM255 12H257L258 14H256ZM56 13V14H55ZM171 13H175V14H172L171 15ZM199 15H197V14ZM184 14V15H183ZM188 14V15H187ZM58 15V21H57V16ZM138 15V16H137ZM140 15H142V16H140ZM155 15V16H154ZM166 15V16H165ZM175 15V16H174ZM196 17H195V16ZM42 16H44V19L46 20V17H45V14H42ZM172 16L173 17H175V21H174V19H172ZM183 16H185L184 17V20L182 19V17ZM187 16V17H186ZM198 16V17H197ZM154 17H155V19H154ZM168 17H169V20H167L168 19ZM255 17H254V21L256 22V19H255ZM164 19H166V20H164ZM191 19V20H190ZM197 19V20H196ZM200 21H199V20ZM257 19V23H255L252 19H251V21L253 22H251V24L249 25L250 26V31L251 32H253L254 31V29L256 28V31H258L259 30V28H261V27H263V26H261V25H263V23L262 22H264V19L262 20V18L261 19H259L258 20ZM152 20H156L155 22L154 21H152ZM163 20H164V22H163ZM181 20H183L184 22H181ZM187 20H188V22H187ZM260 20H262V22L259 24V22H260ZM63 21V23H61ZM142 21V22H141ZM165 21H167V22H165ZM169 21H170V23H169ZM171 21L174 23V28H173V26H172V24L173 23H171ZM192 22V23H191ZM246 23H247V21H245ZM155 23V24H154ZM163 23H164V26H163ZM192 24L191 25V27H190V25L189 24ZM193 23H195L194 25L195 26H193ZM141 24V25H140ZM154 24V25H153ZM170 24V25H169ZM181 24H183V26L181 25ZM186 24V25H185ZM255 24V25H254ZM256 24H257V26L258 27H256ZM38 26H39V24H37ZM66 27H65V26ZM68 25H70L71 27H69ZM149 25V26H148ZM151 25V26H150ZM27 26V25H26ZM28 26H29V24H28ZM132 26V27H131ZM137 26H140V29H139V27L137 28ZM142 26H144L143 28H142ZM147 26V27H146ZM156 26V27H155ZM161 26V27H160ZM163 26V27H162ZM171 26V27H170ZM181 26V27H180ZM189 26V27H188ZM192 26H193V28H192ZM29 27H32L31 25L29 26ZM59 28V29H57V28ZM63 27H65L64 28V30H63ZM67 27H69V28H72V29H70L69 30V28H67ZM74 27H76L75 28V30H74ZM145 27L147 28L146 30H147V32L145 33ZM163 28V29H159V28ZM166 27H167V30H168V27H170L169 28V31H167V33H166V37L164 36L165 35V33L164 32H162V30H166ZM55 28H56V30H55ZM124 28V29H123ZM126 28H128V29H126ZM144 30L143 32H142V29ZM176 28V29H175ZM181 30H180V29ZM183 28H185V30L183 29ZM66 29V30H65ZM76 29H78V30H76ZM152 29V30H151ZM174 29H175V31H174ZM194 29V30H193ZM62 30L63 31H67V32H64L66 35L67 34H70L67 38H63V36L62 35H65V34H63L62 33ZM73 30V31H72ZM112 30V31H111ZM115 30V31H114ZM122 30V31H121ZM124 30H125V32H124ZM158 30V31H157ZM160 30V31H159ZM192 30V31H191ZM55 32V34H54V32ZM69 31H71V33H73V35H71V33H69ZM121 31V32H120ZM129 31V32H128ZM151 31V32H150ZM154 31H156V32H154ZM178 31V32H177ZM182 33H181V32ZM57 32V33H56ZM59 32H61V33H59ZM107 32V33H106ZM120 32V34H118ZM124 32V33H123ZM131 32V33H130ZM140 32H142V33H140ZM154 32V33H153ZM166 32V31H165ZM181 34H180V33ZM185 32V33H184ZM136 33V34H135ZM138 33V34H137ZM153 35H151V34ZM157 33H159V34H157ZM164 33V34H163ZM173 33V37H172V34ZM178 33V34H177ZM194 33V34H193ZM60 34V35H59ZM62 34V35H61ZM123 34H125V35H123ZM139 34H141V35H139ZM169 34V36H167ZM121 36L120 37V41H118L119 42V44L121 45H118V43L117 42H115L114 44L112 43V42H114L115 40H116V38H118L119 36ZM126 35H127V39H126V41H125V38H126ZM130 35V36H129ZM137 36L136 38L135 37H133V39H132V36ZM141 36L140 37V39H139V36ZM156 35V36H155ZM163 35V36H162ZM53 36H55V38L53 37ZM59 36V37H58ZM76 36V37H75ZM112 36H114V37H112ZM143 36H145V37H143ZM152 38H151V37ZM155 36V37H154ZM177 36H175L176 38H177ZM178 36V37H179ZM123 37V38H122ZM129 37V38H128ZM131 37V38H130ZM60 38H63V39H60ZM76 38H78L77 40H76ZM84 39V40H81V39ZM112 38H113V40H112ZM124 40V41H121L122 39ZM135 38V39H134ZM142 38V39H141ZM150 38V39H149ZM161 38V39H160ZM165 38V39H164ZM167 38H171L170 40H172L171 41V43H170V41L167 39ZM80 39V40H79ZM151 41V43H149L148 44V42H149V40ZM155 39H158L157 41L155 40ZM112 40V41H111ZM133 40V44L131 45L130 43H132L131 41ZM134 40H135V42H134ZM140 40H141V42H144V43H142L143 44V46L145 47V46H147L146 47V49L144 50V47H142V44H140L141 45V49L138 47V44L139 43H141L140 42ZM145 40L147 41V42H145ZM59 41L60 42H62L61 44H59ZM79 41V46H81L80 44H82L83 46H81V48L79 47V46H77V43L76 42H78ZM81 41V42H80ZM82 41L84 42V44L82 43ZM111 41V42H110ZM128 41H130L129 43H128ZM155 41H156V43H155ZM169 41V42H168ZM75 42V43H74ZM121 42H124L127 46L128 45H130L129 47H131V49L134 47V49H138L136 52H137V54H136V52H134V50L132 49H129L130 51H132V54H133V56H130V52H129V54H128V50H127V48H129V47H127L125 44H123V43H121ZM136 42H138L137 44H136ZM161 42V43H160ZM113 45H112V44ZM148 45H147V44ZM27 44V43H26ZM118 46H120V47H118ZM123 44V45H122ZM146 44V45H145ZM156 44H160V45H157L156 46ZM162 44V45H161ZM171 44V45H170ZM25 45V44H24ZM34 47H33V46ZM35 45H36V47H35ZM73 45V46H72ZM76 45V46H75ZM135 45V46H134ZM139 45V46H140ZM150 45V46H149ZM155 45V46H154ZM168 45V46H167ZM32 46V47H31ZM39 46V47H38ZM71 46L73 47L72 49H75V47H77L76 48V51L77 50H80L82 53H83V55H81L80 57H79V55L81 54V52H79V51H77V52H79V53H77V55H76V53H75V56L73 57V54L74 53H72L73 51H72V49H71ZM113 46H115V47H113ZM123 46H126V48L125 47H123ZM153 46L155 47V48H157V49H155V48H153ZM163 47V48H161V47ZM103 47V48H102ZM113 47V48H112ZM117 47V48H116ZM122 47V48H121ZM135 47H137V48H135ZM169 47V48H168ZM31 48V49H30ZM35 48V49H34ZM80 48V49H79ZM119 48V50L117 51V49ZM39 49L41 50V55H39L40 54V52H39ZM47 49H49V50H51L52 48L51 47H48ZM46 49V50H47ZM71 49V50H70ZM85 49H88V48H85ZM153 49H155L154 51H152ZM163 49V50H162ZM35 50V52H33ZM37 50V51H36ZM83 50H84V48H83ZM143 51V52H140V51ZM151 50V51H150ZM76 51H74V52H76ZM44 52V53H43ZM66 52H67V55H65L66 54ZM71 52V53H70ZM148 52V53H147ZM153 52L154 53H156L158 56L156 57V56H154V54H153ZM158 52L160 53V54H158ZM162 52V53H161ZM163 52H164V54H163ZM24 53V52H23ZM113 53V54H112ZM33 54V55H32ZM105 54V55H104ZM107 54H108V59H107ZM128 54V55H127ZM155 54V55H156ZM162 54V55H161ZM34 55L36 56V57H34ZM62 55H64V56H62ZM106 56V60H105V57L104 56ZM125 55H127V56H125ZM136 55V56H135ZM144 55L146 56V58L144 57ZM160 55V56H159ZM164 55V56H163ZM167 55V56H166ZM33 56V57H32ZM58 58H57V57ZM60 56H61V58H60ZM68 58H67V57ZM102 56V57H101ZM143 56V57H142ZM25 56H24V54H23V58H24ZM42 57V58H41ZM76 57H77V59H79V61L76 59ZM111 57V59H109ZM131 57V58H130ZM148 57V58H147ZM150 57V58H149ZM153 57H155L154 59H153ZM161 57V58H160ZM166 58V57H168V58H166L165 60L164 59H162V58ZM27 58H28V61H27ZM33 58V59H32ZM34 58H35V61H37V62H34ZM37 58V59H36ZM65 58H67V59H65ZM75 58V59H74ZM104 58V59H103ZM41 59V60H40ZM51 59V60H50ZM74 60L75 62L76 61H78L79 62V64L78 65H76L75 64V62L73 61V65H74V67H72V68H74V70L70 67V64L72 63V61H70V60ZM125 59V60H126ZM134 59V60H133ZM145 59H152L151 61H149L150 63L149 64H151V63H153V64H151V65H153V66H155V64L154 63H156L157 65V67L155 66V67H150L151 65H148L147 64V62H145ZM157 59V60H156ZM170 59V61H168ZM9 59H7V61H8ZM33 62V63H31V61ZM47 60V61H46ZM50 60V61H49ZM56 60V62H54V61ZM58 60H59V62H58ZM61 60H62V62H61ZM67 60H69L68 62H65V61ZM104 60V62L102 63V61ZM142 60H144V61H142ZM146 60V61H147ZM159 60V61H158ZM25 61V62H24ZM27 61V62H26ZM47 62L46 63V65L44 64V62ZM155 61V62H154ZM158 61V62H157ZM161 61H163V62H161ZM29 62V63H28ZM43 62V63H42ZM58 62V63H57ZM120 62V63H119ZM125 62V63H124ZM159 62H161V63H159ZM8 63V64H7ZM7 63H3V64H5L4 66H6V68H9V69H11L12 68V64L10 63V62H7ZM10 63V64H9ZM36 63H38V64H36ZM43 64V65H41L42 66V70H39V69H41V66H40V64ZM55 63H56V65L57 66H55ZM60 63V64H59ZM65 63V64H64ZM141 63V64H140ZM168 63H171L170 65L168 64ZM34 64H35V66L37 65V66H40V68L39 67H37L38 69H35L36 67L34 66ZM143 64V65H142ZM162 64V65H161ZM166 64V65H165ZM8 65V66H7ZM49 65V66H48ZM62 65V66H61ZM64 65H66V67H64ZM73 65H71V66H73ZM148 65V66H147ZM161 65V66H160ZM23 66V65H22ZM26 66V65H25ZM24 66V67H25ZM35 67V68H32V67ZM53 66V67H52ZM59 66V67H58ZM61 66V67H60ZM75 66H76V68H77V70L75 69ZM98 65H97V68L99 67ZM107 66V67H106ZM160 66V67H159ZM145 67H147L146 69H145ZM149 67V68H148ZM158 67H159V69H158ZM167 67V68H166ZM54 68V69H53ZM56 68V69H55ZM57 68H58V70H57ZM64 68H66V70L64 69ZM88 68V67H87ZM112 68H110V69H112ZM150 68H151V70H150ZM45 69V70H44ZM62 69V70H61ZM68 69H71V71L72 72H68ZM123 69V70H122ZM148 69H149V73H151V72H154L155 73V75L154 74H149L148 73ZM31 70V71H30ZM48 72H47V71ZM53 70H55V71H53ZM100 70V68L98 69V71ZM99 71L101 74H103V75H105L104 73H102V71ZM105 70H107V71H105ZM112 70V71H113ZM119 70H120V72H119ZM144 70H146L147 72H145ZM153 70V71H152ZM158 70V71H157ZM164 70V71H165ZM36 71L38 72V74H36ZM43 71V73H41ZM51 71H53L52 73H51ZM59 71V72H58ZM88 71V69L87 70H85V72H87ZM96 71V70H95ZM110 71V70H109ZM4 72H6V74L4 73ZM40 72V73H39ZM45 72H46V74H45ZM54 72H56L55 73V75H54ZM67 72V73H66ZM85 72H83V73H85ZM19 73V72H18ZM69 73V74H68ZM96 73L97 74H99L97 71H96ZM110 73H111V71L110 72H108V73H106V76H102V77H104V81H108V82H110V81H112V80H108V77L110 76ZM1 73H0V75H2ZM27 74H33V75H27ZM43 74V75H42ZM48 74V75H47ZM66 74V75H65ZM159 74V75H158ZM8 75H10L9 77H7ZM42 75V76H41ZM50 75V76H49ZM66 76V77H63V76ZM100 75V74H99ZM114 75V74H113ZM127 75V76H126ZM3 76V75H2ZM2 76H0L1 78V80H2ZM18 76H19V78H18ZM21 76H24V77H22V78H24V79H21ZM27 76H29L28 78H27ZM39 76H41V79L40 80H42V81H40L39 80ZM47 76H48V78H47ZM55 76V78L52 80L50 77H54ZM62 76V77H61ZM32 77H34V78H37L38 80H33L32 79ZM96 77H99V79H100V76H97L96 75ZM105 77H106V79H105ZM117 77H118V75H117ZM27 78V79H26ZM46 78V79H45ZM121 78H123V77H121ZM19 79V82H21V80H23L21 83H19L17 80ZM55 79H57V81H62L61 83H63V81H64V83L63 84H65L66 83V81H68V83L65 85L66 87H65V89H64V87H63V84H59V82L58 83H56L57 81L55 80ZM59 79V80H58ZM66 79V80H65ZM98 79V78H97ZM102 79V78H101ZM14 80H15V82H14ZM27 80L28 81V83H27V81L25 82V81ZM30 80V81H29ZM33 80V81H32ZM53 81L54 83H56L58 86L60 85V87H61V89H62V87H63V92H61V93H59V91H60V88H58L57 86H56V84H54L53 82H51V81ZM32 81V82H31ZM38 81H40V83L41 82H43V84L41 83V85H40V83L38 82ZM14 83V86L15 87H13L12 86V84ZM71 82V83H70ZM127 82V83H126ZM7 83V84H6ZM12 83V84H11ZM22 83H23V85H22ZM26 83V84H25ZM38 83V84H37ZM16 84V85H15ZM19 84V85H18ZM25 84V85H24ZM30 84H31V86H30ZM54 84V85H53ZM71 85L70 87H68L69 85ZM5 86V90H4V86ZM18 85V86H17ZM21 85V86H20ZM36 85H37V90H35L36 89ZM38 85H39V87H38ZM81 85V86H80ZM11 86V87H10ZM20 86V87H19ZM27 86V87H26ZM43 87V89L41 88V87ZM45 87V88H44ZM17 88H19L18 90H17ZM27 88H28V91H27ZM57 88L59 89L58 90V93H57ZM68 88H70L69 90H68ZM6 89H8V90H6ZM9 89H11L10 90V94L9 95H11V93H12V95L11 96H7L8 95V93H9ZM25 89V90H24ZM42 91H41V90ZM47 89H49V90H47ZM4 90V92L5 93H3L2 91ZM19 90H21L19 93H18V91ZM44 90H45V92H46V94H44L45 92H44ZM64 90L66 91V93H64ZM150 90H151V88H150ZM24 91V92H23ZM26 91V92H25ZM36 91H38V92H36ZM51 91H52V93H51ZM56 91V92H55ZM6 92H7V95H6ZM36 92V93H35ZM43 92V93H42ZM67 92H69V94L67 93ZM2 93H3V95H2ZM21 93V94H20ZM24 93V94H23ZM39 93V94H38ZM42 93V94H41ZM54 93V94H53ZM57 93V94H56ZM72 93V94H71ZM16 94V95H15ZM17 94H18V98L16 97L15 98V96H17ZM29 94V95H28ZM37 94V95H36ZM60 94V95H59ZM67 94V95H66ZM76 94H78V95H76ZM7 96V98H6V96ZM15 95V96H14ZM20 95V96H19ZM27 97H26V96ZM31 95H32V97H33V99H32V97H31ZM40 95V96H39ZM58 95V96H57ZM102 95H105V94H102ZM107 96H110V97H114V96H112V94H106ZM3 96V97H2ZM14 96V97H13ZM42 96H43V99H42ZM78 96V97H77ZM106 96V97H107ZM13 97V98H12ZM68 97V98H67ZM72 97V98H71ZM105 97V98H106ZM150 97H152L151 99H153V94H152V92H151V96ZM3 98V99H2ZM108 98V97H107ZM40 99H42V100H40ZM60 99H63V97H61ZM66 99H68V100H66ZM76 99V100H75ZM111 99V98H110ZM113 99H115L116 100V97L115 98H113ZM112 99V100H113ZM9 100H12V101H9ZM16 100V102H14ZM32 100V101H31ZM75 100V101H74ZM19 101V102H18ZM26 101H27V103H26ZM39 101V102H38ZM67 101V102H66ZM12 102V103H11ZM30 102V103H29ZM17 103H18V105H17ZM20 103V104H19ZM36 103H38V104H36ZM64 103V102H63ZM129 103V102H128ZM26 104L28 105L27 107H26ZM32 104H34V105H32ZM41 105V106H40ZM70 105V104H69ZM16 106V107H15ZM40 106V107H39ZM128 106H131V102H130V104L128 105ZM9 107L11 108L12 107V109L13 110H15V111H13L12 109H9ZM15 109H14V108ZM18 107V108H17ZM29 107H30V109H29ZM32 108V109H31ZM25 109L27 110V111H25ZM7 110V111H6ZM12 110V111H11ZM20 110H21V112H20ZM166 110L168 111L169 110V108H167L166 107ZM9 111V112H8ZM19 111V112H18ZM23 111H24V113H23ZM29 111V112H28ZM31 111V112H30ZM44 111V112H43ZM10 112H13L11 115H10ZM15 112V113H14ZM18 112V113H17ZM25 112H27V114L25 113ZM21 113V114H20ZM39 113L41 114V115H43V116H41V115H39ZM43 113V114H42ZM45 113V114H44ZM14 114V115H13ZM23 114V116H21ZM29 114V115H28ZM16 115H18V117L16 116ZM15 117V118H14ZM26 117V118H25ZM28 117H29V119H28ZM38 117V118H37ZM40 118V119H39ZM18 119V120H17ZM20 119V120H19ZM31 119V120H30ZM13 120H14V123H13ZM16 120H17V123L18 124H20V126L16 123ZM24 120H26L25 122H23ZM29 122H28V121ZM48 121V122H47ZM50 121V122H49ZM22 122V123H21ZM30 123L29 124V126H27V123ZM32 122H33V124H32ZM36 122V123H35ZM23 123L24 124H26V125H23ZM8 124L9 125H11V129H9V130H11V131H7L6 132V130L9 128V126H8ZM18 125V127L16 126V125ZM31 124H32V126H31ZM103 124H104V127H103ZM106 124V125H105ZM12 125H15L16 126V129H15V131L12 129ZM23 125V126H22ZM52 125V124H51ZM98 125V126H97ZM100 125V126H99ZM34 126V127H33ZM105 126H106V128H105ZM8 127V128H7ZM27 127H29V128H27ZM32 127V128H31ZM40 127V128H39ZM98 127H100V128H102V129H100V128H98ZM18 128L20 129V131L18 130ZM27 128V129H26ZM34 128V130H32ZM96 128H98V129H96ZM29 129V130H28ZM40 129V130H39ZM181 129V128H180ZM17 130H18V132H17ZM49 130V131H48ZM106 130H107V132H106ZM22 131V132H21ZM27 131V132H26ZM29 131V132H28ZM32 131H35V132H32ZM106 133H105V132ZM14 133V136L12 135V133ZM16 132V133H15ZM26 132V133H25ZM42 132V133H41ZM8 133V134H7ZM10 133H11V135H12V137L14 138L15 137V139H13L12 140V137H11V135H10ZM20 133V134H19ZM22 133V134H21ZM24 133H25V135H24ZM34 133H37L38 134V136L37 135H35ZM40 133H41V135H40ZM103 133V134H102ZM17 134V135H16ZM2 135V136H3ZM8 135H10V136H8ZM16 135V136H15ZM23 135V136H22ZM30 135H32V136H30ZM43 135V136H42ZM102 135V136H101ZM36 136H37V138H39V139H37L36 138ZM24 137V139H22ZM33 137V138H32ZM104 137V138H103ZM107 137V136H106ZM5 138H7V140L5 139ZM11 138V139H10ZM19 138V139H18ZM34 138H35V140H36V142H35V140H34ZM190 138H191V136H190ZM10 139V140H9ZM31 139V140H30ZM58 139H62V140H60L61 142H59L58 143V145H57V142H55L56 140H58ZM66 140V142H64L63 140ZM182 140H183V138H181ZM192 139V141H197L196 140V138L194 137V139H193V137L191 138ZM9 140V141H8ZM23 140V141H22ZM24 140H25V143H24ZM42 140H43V138H42ZM7 141H8V144H7ZM10 141L12 142V143H10ZM13 141H14V143L17 141V145L20 147H18L17 145H15L14 143H13ZM18 141H19V143H18ZM30 141H32L31 143H30ZM69 141V142H68ZM92 141H93V143H95V144H93L92 143ZM21 142V143H20ZM107 142V143H106ZM115 142V144H113ZM64 143V144H63ZM73 143V142H72ZM106 143V144H105ZM7 144V145H6ZM14 144V145H13ZM61 144V145H60ZM71 144V143H70ZM9 145V146H8ZM11 145V146H10ZM57 145V146H56ZM83 145V146H82ZM92 145H95V146H92ZM99 145V147H101V148H99V147H97ZM108 145V146H107ZM122 145V146H121ZM194 145H195V143H194ZM8 146V147H7ZM13 146V147H12ZM41 146V145H40ZM56 146V147H55ZM111 146V147H110ZM195 146H197V143H196V145ZM5 147H7V148H5ZM12 147V148H11ZM65 149H63V148ZM86 147V148H85ZM18 148V149H17ZM99 148V149H98ZM112 148V149H111ZM120 148V149H119ZM56 149V150H55ZM128 149V150H127ZM84 150V151H83ZM87 150V151H86ZM57 151V152H56ZM109 151V152H108ZM114 151V152H113ZM118 151V152H117ZM23 152H27V155H28V152H29V157H27V155L25 154V153H23ZM88 152V153H87ZM94 152V153H93ZM121 152V153H120ZM125 152V153H124ZM131 152V153H130ZM11 153H12V155H11ZM33 153V154H32ZM61 153V154H60ZM64 153H66V154H64ZM83 153V154H82ZM93 153V154H92ZM108 153H109V155H108ZM10 154V155H9ZM23 154H25V156L23 155ZM32 154V155H31ZM91 154V155H90ZM119 154V155H118ZM123 154H125V155H123ZM21 155V156H20ZM30 155H31V157H32V160H31V157H30ZM34 155V156H33ZM100 155V156H99ZM108 155V156H107ZM117 155H118V157H117ZM7 156H9V157H7ZM22 158H20V157ZM60 156V157H59ZM114 156V157H113ZM121 156V157H120ZM23 157L25 158L24 160H23ZM93 159H92V158ZM100 159H99V158ZM116 157L118 158V159H116ZM124 157V159H128V160H124V159H122ZM3 158V157H2ZM90 158V159H89ZM108 158H110V160L108 159ZM115 158V159H114ZM132 158V159H131ZM30 159V160H29ZM53 159V160H52ZM64 159V160H63ZM82 159H83V161H82ZM86 159V160H85ZM23 160V161H22ZM45 160V161H44ZM62 160V161H61ZM77 160V161H76ZM97 162H96V161ZM28 161V162H27ZM31 161V162H30ZM39 161V162H38ZM74 161H76V162H74ZM92 161V162H91ZM109 161V162H108ZM133 161V162H132ZM16 162V163H15ZM33 162H34V165L36 166V170H35V167H34V165H32L33 164ZM54 162V163H53ZM114 162V163H113ZM127 162V163H126ZM128 162H130L129 164H128ZM132 162V163H131ZM39 163V164H38ZM17 164H19V163H17ZM69 164H73V165H75L76 167H73V168H75L74 170L72 169H70L71 168V165H69ZM80 164V165H79ZM100 164H102V165H100ZM126 164V165H125ZM133 165V169H132V165ZM10 165V164H9ZM38 165V166H37ZM106 165H107V169H108V166H111L108 170L106 169ZM125 167H123V166ZM62 166H64V167H62ZM78 166V167H77ZM82 166V167H81ZM96 168H95V167ZM41 167V168H40ZM43 167H45L44 169H43ZM81 167V168H80ZM115 167H116V169H115ZM123 167V168H122ZM131 167V168H130ZM34 168V169H33ZM68 170H66V169ZM127 168H129V169H127ZM8 169H9V167H8ZM95 169V170H94ZM97 169V170H96ZM98 169H99V173H98ZM174 169V170H173ZM177 169V170H176ZM184 169V170H183ZM15 170H17V171H15ZM26 170V171H27ZM116 170V172H114V174L112 173L113 171H115ZM123 170V171H122ZM184 172H183V171ZM93 171H95V172H97L96 174L98 175H95V172H93ZM102 171V172H101ZM106 172V174H105V172ZM110 171V173L112 174V176H111V174L109 173L108 174V172ZM123 172V174H122V172ZM126 171V172H125ZM128 171H129V173H128ZM137 171H138V173H137ZM140 171V172H139ZM154 171V170H153ZM177 171V172H176ZM185 171H186V173H185ZM136 173V175H135V173ZM178 172L179 173H182L183 172V174L184 175H182V174H178ZM18 173H19V171H18ZM39 175H38V174ZM83 173V174H82ZM33 174V175H32ZM46 174V175H45ZM129 174V175H128ZM139 174V175H138ZM141 174V175H140ZM177 174L178 175H180V176H177ZM198 174H200V172L198 173ZM41 175V176H40ZM77 175H78V177H77ZM82 175H84V176H82ZM91 175V176H90ZM115 175V176H114ZM123 175V176H122ZM145 175V176H144ZM10 176V175H9ZM35 176V177H34ZM48 176V177H47ZM81 176V177H80ZM141 178H140V177ZM172 176V177H171ZM173 176H174V178H173ZM19 177H20V175H19ZM46 177V179H44ZM59 177V178H58ZM76 177V178H75ZM92 177V178H91ZM98 177V178H97ZM116 177V178H115ZM123 179H122V178ZM134 177V178H133ZM136 177V178H135ZM179 179H177V178ZM180 177H181V180H184V181H180ZM33 178V179H32ZM41 178V179H40ZM77 178H78V180H77ZM82 179V181L81 182H83V183H81L80 182V179ZM138 178V179H137ZM184 178V179H183ZM35 179V181H33ZM74 180V183H78V184H74L73 183V186H71V183H69V180ZM96 179H98V180H96ZM125 179V180H124ZM143 179V180H142ZM45 180V181H44ZM118 182H117V181ZM122 180H124V181H122ZM129 180H131V182H132V180H133V182L132 183H130V181ZM137 180V181H136ZM145 180V181H144ZM172 180V181H171ZM178 180V181H177ZM42 182V184H43V187H44V190H46V196H47V198L49 199V201L50 202H47V199L45 198V193L43 194V192H44V190H42V184H41V182ZM49 181V182H48ZM116 183H115V182ZM141 181V182H140ZM142 181H143V183H142ZM16 182V183H15ZM36 182V183H35ZM46 182V183H45ZM52 182V183H51ZM72 182V181H71ZM93 182V183H92ZM98 182V183H97ZM103 182V183H102ZM112 182H114V183H112ZM139 182V183H138ZM168 182V183H167ZM171 182V183H170ZM180 182H181V184H180ZM49 183H51V184H49ZM106 183V184H105ZM122 183H124L123 185L125 186H123L122 185V187H119V186H121V184ZM130 183V184H129ZM135 183V184H134ZM142 183V184H141ZM178 183V184H177ZM57 184V185H56ZM61 184V185H60ZM83 184V185H82ZM97 184V185H96ZM103 184V185H102ZM113 184V185H112ZM127 184H129V185H127ZM170 184H172V185H170ZM174 184H176V185H178V187H176V186H174ZM56 185V186H55ZM76 185V186H75ZM94 185V186H93ZM102 185V186H101ZM135 185H136V187H135ZM183 185V187H180V186H182ZM17 186V187H16ZM35 186V187H34ZM83 186V187H82ZM104 186V187H103ZM106 186V187H105ZM171 186V187H170ZM6 187V188H5ZM18 189V191H17V189ZM72 187V188H71ZM79 187H82V188H79ZM34 188H35V190H34ZM108 188V189H107ZM126 188V189H125ZM172 188V189H171ZM173 188H175L174 189V191H173ZM178 188V189H177ZM14 189H16V191L14 190ZM39 189V190H38ZM74 189H75V191H74ZM102 189V190H101ZM134 189L136 190V191H134ZM137 189H139V192L142 194V197H141V200H139V196L141 195V194H139V195H137V193L136 192H138V190ZM200 189V188H199ZM141 190V191H140ZM143 190V191H142ZM171 190V191H170ZM176 190V191H175ZM16 192V195L14 194L15 192ZM34 191H36L35 192V194H33L34 193ZM42 191V192H41ZM71 191V192H70ZM89 191V192H88ZM118 191V192H117ZM132 191H134V192H132ZM12 192H14V193H12ZM67 192H69V193H67ZM106 192H107V195H106ZM172 192H175L176 193V195H173L172 194ZM185 192V193H184ZM187 192V193H186ZM9 193H11L12 194V198H11V194H9ZM86 193V194H85ZM110 194V196H109V194ZM131 193H133V194H131ZM135 193V194H134ZM181 193V194H180ZM10 196H9V195ZM36 194H38V195H36ZM69 194V196H67ZM72 194V195H71ZM85 194V195H84ZM104 194V195H103ZM179 194L180 195H185V197H184V195L183 196H181V197H179ZM98 195V196H97ZM116 195V196H115ZM134 195V196H133ZM148 195L150 196L149 198H148ZM178 195V196H177ZM197 195H199V196H197ZM16 196V197H15ZM38 196V197H37ZM44 196V197H43ZM63 196V197H62ZM176 196V197H175ZM8 197V198H7ZM40 197H42V200L40 199ZM51 197H53V200H50V199H52ZM65 197V199H63ZM66 197H68V199L66 198ZM101 197V198H100ZM124 197H125V199H124ZM134 199H133V198ZM169 197H170V199H169ZM178 197V198H177ZM187 197V198H186ZM197 197H198V201H196L197 200ZM207 198H209V195L208 196H206ZM10 198V199H9ZM14 198H15V200H14ZM44 198V199H43ZM82 199V201L84 202H82L81 201V199ZM109 198V199H108ZM145 198V200H144V203H143V199ZM147 198V199H146ZM151 198V199H150ZM175 198H177V199H175ZM185 198V199H184ZM257 198V197H256ZM254 198L255 199V201L258 199V201H256V203H255V201L254 200H252L253 201V204L256 206V207H258V208H256L258 211L261 209L263 212H264V204H263V201H260V199L259 198ZM57 199V200H56ZM62 199V200H61ZM67 199V200H66ZM148 199H149V201H148ZM172 199V200H171ZM195 199V204L193 205V203H194V200ZM19 199H17V201H18ZM40 200V201H39ZM66 200V201H65ZM96 200V201H95ZM169 202H168V201ZM182 200V201H181ZM185 200V201H184ZM11 201V200H10ZM9 201V202H10ZM42 201V202H41ZM81 201V202H80ZM138 201H140V202H142L141 204H140V206H138L139 205V202ZM158 201V202H157ZM175 201V202H174ZM181 201L182 202V205H181V202H180V204H179V202ZM202 201V202H201ZM13 202L11 201V203L13 204ZM19 202V201H18ZM18 202L16 203V204H18ZM113 204H112V203ZM131 202V203H130ZM137 202H138V204H137ZM146 202H149L148 204L146 203ZM161 202V203H160ZM176 202H177V204H176ZM193 202V203H192ZM199 202H201V203H199ZM212 202L213 203H215V201L212 199ZM261 202V203H260ZM1 203V204H2ZM36 203H38V205L36 204ZM40 203H41V205H40ZM47 203H49V204H47ZM57 203V204H56ZM130 203V204H129ZM159 203H160V205H159ZM167 203V204H166ZM260 203V204H259ZM84 204V205H83ZM110 204V205H109ZM117 204V205H116ZM149 204H153L152 206H150ZM166 204V205H165ZM190 204H192V205H190ZM263 204V205H262ZM58 205V206H57ZM61 205V206H60ZM74 205V206H73ZM79 205V206H78ZM81 205V206H80ZM130 205V206H129ZM135 205H137V208L135 207ZM142 205H144V206H142ZM147 205V206H146ZM165 205V206H164ZM176 205V206H175ZM198 205V206H197ZM57 206V207H56ZM70 206H72L73 207V209H75V211H80V214H81V219H80V221H81V227H80V238L82 239V241H81V244H79L77 241L75 242V238H74V236L72 235V234H70V231H68L66 228V226L64 225V223H66L64 220H66V212H67V210L68 209H70ZM133 208H132V207ZM156 206V207H155ZM164 206V207H163ZM182 206H184V207H186L185 209H184V213L185 214H187V215H185L184 213V215L181 213L182 212V210H183V207ZM195 206H197V208L195 207V209H194V207ZM262 206V207H261ZM14 207H16V205L15 206H13V209H14ZM17 207L19 208V206L17 205ZM38 209H37V208ZM56 207V208H55ZM120 207V208H119ZM123 207V208H122ZM169 207H170V209H169ZM171 207H173V208H171ZM180 207H182V210H180ZM200 209H199V208ZM261 207V208H260ZM3 208V206L1 205V209ZM18 208H15L14 210H17ZM44 208V209H43ZM53 208V209H52ZM144 208V209H143ZM145 208H146V210H145ZM149 208V209H148ZM57 209H60L59 211L57 210ZM133 209H135V210H132ZM140 209H142V210H140ZM156 209V210H155ZM172 209V210H171ZM176 209V210H175ZM194 209V210H193ZM245 209L246 210H248L247 208H242V210L241 211H239V210H237V211H239V213L241 214V220L242 221H244L243 219H244V217L245 216H247V215H249V212L247 211V213H246V211H245ZM57 210V211H56ZM85 210H86V212H85ZM91 210V211H90ZM96 210V211H95ZM126 210V211H125ZM149 210H150V212H149ZM151 210L153 211V213L151 212ZM160 210V211H159ZM163 210V211H162ZM169 210V211H168ZM191 210V211H190ZM196 210V211H195ZM42 211V212H41ZM56 211V212H55ZM88 211V212H87ZM103 211V212H102ZM156 211H158V212H156ZM192 211H193V214L191 215L190 213H192ZM195 211V212H194ZM244 211V212H243ZM50 212V213H49ZM82 212V213H81ZM121 212V213H120ZM147 212V213H146ZM154 212H156V213H154ZM190 212V213H189ZM198 214H197V213ZM46 213V214H45ZM85 213V214H84ZM92 214V215H90V214ZM95 213H97V214H95ZM99 213V214H98ZM129 213V214H128ZM134 213H136V214H134ZM140 213V214H139ZM142 213V214H141ZM144 213H146V214H144ZM151 213V214H150ZM158 213V214H157ZM169 213V214H168ZM170 213H171V215H170ZM191 215H189V214ZM196 213V214H195ZM243 213V214H242ZM49 214H50V217H49ZM137 214H138V216H139V218H138V216H137ZM144 214V215H143ZM150 214V215H149ZM154 216H153V215ZM156 214V215H155ZM183 216H182V215ZM247 214V215H246ZM12 215V216H11ZM18 215V217H16ZM44 215V216H43ZM47 215V216H46ZM64 217H63V216ZM84 215V216H83ZM128 215H129V217H128ZM132 215V216H131ZM153 217H152V216ZM158 215V216H157ZM171 217H170V216ZM55 218H54V217ZM131 216V217H130ZM141 216V217H140ZM143 216V217H142ZM150 216V217H149ZM165 216V217H164ZM185 216V217H184ZM187 216V217H186ZM7 217H8V215H7ZM32 217V218H31ZM41 217V218H40ZM44 217V218H43ZM99 217V218H98ZM137 217V218H136ZM158 217V218H157ZM171 218V220H168V219H170ZM173 217H175L174 219H173ZM4 218H5V216H4ZM42 218H43V220H42ZM60 218V219H59ZM91 218H93V219H91ZM94 218H95V221H94ZM134 218V219H133ZM152 220H151V219ZM188 218H189V220H188ZM192 218V219H191ZM257 218L260 220V221H262V220H264V218L263 217H261V215H257ZM13 219H14V222H13ZM40 219V220H39ZM45 219V220H44ZM57 219H59V220H57ZM90 219V220H89ZM105 219V220H104ZM131 219V220H130ZM136 219H138V221L136 220ZM143 219V220H142ZM164 219V220H163ZM175 219H176V221H175ZM178 219V220H177ZM191 219V220H190ZM38 221L39 220V223L38 222H35L34 223V221ZM49 220H51V222L49 221ZM54 222H53V221ZM56 220H57V222H56ZM93 220V221H92ZM133 220H134V223H133ZM135 220H136V222H135ZM157 220H158V222H157ZM180 220V221H179ZM4 221V222H3ZM33 221V222H32ZM45 221V222H44ZM47 221H48V223H47ZM86 221V222H85ZM105 221V222H104ZM154 221V222H153ZM166 221V222H165ZM168 221V222H167ZM169 221L171 222V221H173V225H172V223L170 224L169 223ZM175 221V222H174ZM178 221V222H177ZM183 221V222H182ZM193 221V222H192ZM32 222V223H31ZM43 223V224H41V223ZM84 222V223H83ZM94 222V223H93ZM164 222V223H163ZM179 222H180V225H179ZM38 223V224H37ZM49 223H51V225L49 224ZM63 223V224H62ZM99 223H100V225H99ZM141 223V224H140ZM166 223V224H165ZM177 223H178V225H177ZM183 223V224H182ZM192 223V224H191ZM45 224H46V227L45 228H42V227H44L45 226ZM55 224V227L53 228V225ZM86 224V225H85ZM92 224V225H91ZM154 224V225H153ZM169 224V225H168ZM176 224V225H175ZM182 224V225H181ZM187 224H188V226H187ZM195 224H194V226H195ZM8 225V226H7ZM47 225H48V227H47ZM98 226V227H96V226ZM156 225V226H155ZM158 225V226H157ZM7 226V227H6ZM17 226H18V228H17ZM56 226H57V228H56ZM64 226V227H63ZM169 226H171L170 228L172 229V231L176 234L175 236H173V234L172 233H168L167 234V232H166V230L168 229V227ZM194 226H192V227H194ZM15 227H16V229H15ZM25 227V226H24ZM66 227V228H65ZM91 227H93V228H91ZM157 227V228H156ZM181 227H183V229L181 228ZM186 227V228H185ZM9 228V230L10 231H8L7 229ZM47 228V229H46ZM50 228V229H49ZM62 228V229H61ZM89 228V229H88ZM148 228H149V230H148ZM178 228V229H177ZM44 229H46L47 230V232H48V234L50 235H48L47 233H46V230H44ZM51 229H52V231H51ZM55 229V230H54ZM63 229H65V231H63ZM97 229H99L98 230V232H97ZM23 230V229H22ZM51 232H50V231ZM56 232V233H58V234H56L54 231ZM60 230H61V232H60ZM90 230H91V232H90ZM186 230V231H185ZM262 230V229H261ZM67 231V234H63V232H66ZM88 231H89V233H88ZM134 231V232H133ZM143 231V232H142ZM184 231H185V234H184ZM190 231V232H189ZM19 232V231H18ZM60 232V233H59ZM136 232V233H135ZM9 233V235H7ZM26 233V232H25ZM93 233H94V236H93ZM139 233V234H138ZM188 233V234H187ZM19 234H18V236H19ZM41 234H45L46 236H49L50 237V239H51V243L50 244H48L49 243V241H46V239H49V238H47L46 236H42ZM96 234V235H95ZM148 236H147V235ZM152 234V237L150 236ZM157 234V235H156ZM179 234V235H178ZM37 235V234H36ZM52 235H53V238H52ZM64 235H66V236H68V237H66V236H64ZM85 235V236H84ZM189 237H188V236ZM10 236V237H9ZM140 236V237H139ZM180 236V237H179ZM13 237H15V238H13ZM43 237H45V241H43ZM57 237V238H56ZM146 237V238H145ZM168 237V238H167ZM185 237V238H184ZM191 237V238H190ZM6 238H8V239H6ZM20 238H21V240H20ZM94 238V239H93ZM139 238V239H138ZM144 238V239H143ZM150 238H152V239H150ZM184 240H183V239ZM17 239V240H16ZM27 239V240H28ZM40 239L42 240L41 242H43V243H41L40 242ZM64 239H66L65 240V242H64ZM68 239V240H67ZM93 239V240H92ZM165 239H166V241H165ZM169 239H172V240H169ZM190 239H191V241H192V243H191V241H190ZM13 240H15L17 243H19V244H17L16 242L14 243V241ZM19 240H20V242H19ZM59 240V241H58ZM83 240H84V242H83ZM92 240V241H91ZM94 240H96V241H94ZM140 240V241H139ZM142 240H144V241H142ZM152 240V241H151ZM167 240H168V242H167ZM29 241H27V242H29ZM52 241H57V245L60 247V250L61 251H58V246L56 245V247H55V243L54 242H52ZM66 241L68 242L67 244H66ZM170 241V242H169ZM177 241V242H176ZM186 241V242H185ZM48 242V243H47ZM61 242L62 243H65L66 245H68V247L66 248L65 247V244L63 245V244H61ZM70 242V243H69ZM87 242V243H86ZM143 242V243H142ZM146 242V243H145ZM154 242V243H153ZM167 244H166V243ZM60 243V244H59ZM85 245H84V244ZM93 243H95V244H93ZM150 243V244H149ZM160 243V245H158ZM162 243V244H161ZM172 243V244H171ZM11 244V247H9V248H7L9 245ZM20 244H22V246L20 245ZM32 244V245H33ZM48 244V245H47ZM76 244H77V246H78V248H76ZM83 244V245H82ZM153 244V245H152ZM175 244H177V245H175ZM180 244V245H179ZM185 244V246H183ZM194 244V243H193ZM13 245V246H12ZM63 245V246H62ZM70 245V246H69ZM81 245H82V248H81ZM170 245H173V246H170ZM175 245V246H174ZM190 247H188V246ZM16 246V247H15ZM62 246V247H61ZM84 246H87V247H84ZM136 246V247H135ZM165 246H167L168 247V251H166L167 250V247L166 248H164L163 249V247H165ZM170 246V247H169ZM177 246V247H176ZM183 248H182V247ZM18 247L20 248V249H22L21 251L18 249ZM55 247V248H54ZM70 247V248H69ZM91 249H90V248ZM105 247V248H104ZM159 247V248H158ZM176 247V248H175ZM5 248H7V250L5 249ZM12 248H14V249H12ZM16 248V249H15ZM58 248V249H57ZM64 248H66L67 250H64ZM85 248V249H84ZM157 248V249H156ZM185 248V249H184ZM188 248V249H187ZM10 249H12V250H10ZM18 249V250H17ZM69 249V250H68ZM88 249V252L86 251ZM94 249H96V250H94ZM100 249H101V251H100ZM163 249V250H162ZM177 249V250H176ZM182 249H184V250H182ZM54 251V253L52 252V254H51V251ZM82 250V251H81ZM92 250V251H91ZM99 250V251H98ZM102 250H103V254H102ZM154 250V251H153ZM164 250H165V254H167L166 255V257L165 256H163V255H165L163 252H164ZM183 252H182V251ZM192 250H193V252H192ZM195 250V251H194ZM7 251H8V253H7ZM9 251H11V253L9 252ZM15 251H17L16 253H15ZM76 251V252H75ZM84 251V253L85 254H82V252ZM94 251H95V253H94ZM163 251V252H162ZM197 251V252H196ZM21 252H22V254H21ZM81 252V253H80ZM88 253V255H87V253ZM101 252V253H100ZM161 252H162V254L163 255H160L161 254ZM178 252V253H177ZM187 252H189V254L187 253ZM58 253V254H57ZM60 253L62 254V256L60 255ZM79 253V254H78ZM101 255H100V254ZM108 254V258H107V254ZM114 253H115V255H114ZM157 253H159V254H157ZM172 254V255H170V254ZM174 253V254H173ZM13 254V255H12ZM80 254H82V256L84 257V255H86V258L87 257H89V262H88V258H87V261L86 260H83V259H85V257L83 258ZM94 254V255H93ZM118 254V255H117ZM186 254V255H185ZM196 254V255H195ZM197 254H198V256H197ZM23 255V256H22ZM54 255V256H53ZM57 257H56V256ZM58 255H59V258H58ZM64 255V256H63ZM77 255H78V257L80 256L81 257V259L79 258L78 259V257H77ZM148 255V257L146 258V256ZM160 255V256H159ZM170 255V256H169ZM181 255V256H180ZM185 255V256H184ZM194 255V256H193ZM12 256V257H11ZM17 256H18V261H17V259H15V258H17ZM68 257L67 259H66V257ZM74 256L76 257V258H74ZM96 256L98 257V258H96ZM101 256H103V258L101 257ZM152 256V257H151ZM155 256V257H154ZM157 256V257H156ZM160 258H159V257ZM173 257V258H167V257ZM9 257H11L10 259H8ZM28 257V256H27ZM60 257H61V260H60ZM95 257V258H94ZM186 257V258H185ZM199 257V258H198ZM22 260H21V259ZM63 258V259H62ZM65 258V259H64ZM101 258V259H100ZM185 258V259H184ZM193 258V259H192ZM36 259V258H35ZM39 259V260H38ZM45 259H46V261H45ZM59 259V260H58ZM77 259V260H76ZM104 259V260H103ZM173 259H174V261H173ZM192 259V260H191ZM195 259H197V260H195ZM7 260H11L10 262L9 261H7ZM23 260H25V261H23ZM27 260V261H26ZM63 260H65V261H63ZM92 260H94L93 261V263L91 262ZM163 260H165V261H163ZM169 260V261H168ZM176 260V261H175ZM29 261V262H28ZM33 261V262H32ZM55 261V262H56ZM77 261V262H76ZM96 261V262H95ZM173 261V262H172ZM16 262V263H15ZM23 262V263H22ZM54 262V263H55ZM71 262H73V261H70L69 262V264L71 263ZM187 262V263H186ZM194 262V263H193ZM5 263V264H6ZM57 263V264H58ZM81 263H79V264H81ZM56 264V263H55Z\"/></svg>","mask_w":264,"mask_h":264}]
</instances>
